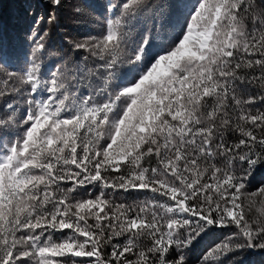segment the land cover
Listing matches in <instances>:
<instances>
[{"label":"snow or ice","instance_id":"1","mask_svg":"<svg viewBox=\"0 0 264 264\" xmlns=\"http://www.w3.org/2000/svg\"><path fill=\"white\" fill-rule=\"evenodd\" d=\"M98 7L0 41V264H190L217 229L195 264L264 253V0Z\"/></svg>","mask_w":264,"mask_h":264},{"label":"trees","instance_id":"2","mask_svg":"<svg viewBox=\"0 0 264 264\" xmlns=\"http://www.w3.org/2000/svg\"><path fill=\"white\" fill-rule=\"evenodd\" d=\"M88 2L100 11L99 5L105 3V0H88ZM44 15V0H0V41L3 42L4 52L13 59L23 58L27 45L24 43L25 36L29 25L32 23L33 14ZM95 15V13H93ZM40 28H48L47 24H40ZM72 30V22L70 14L66 11L62 14L59 25L52 32L50 43L55 47H59L63 43V35L65 31ZM58 58L48 57L46 62L52 66ZM264 180V169H260L255 174L254 183ZM126 197L127 203H132L133 199L143 196L140 193L133 192L130 195L122 193L120 199ZM229 230H214L195 244L190 255V264H195L196 259L214 244L224 239ZM243 264H264V253L256 251H244L239 257Z\"/></svg>","mask_w":264,"mask_h":264}]
</instances>
